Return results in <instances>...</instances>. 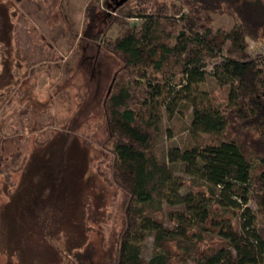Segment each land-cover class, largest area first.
Here are the masks:
<instances>
[{
  "label": "trees",
  "instance_id": "1",
  "mask_svg": "<svg viewBox=\"0 0 264 264\" xmlns=\"http://www.w3.org/2000/svg\"><path fill=\"white\" fill-rule=\"evenodd\" d=\"M38 2L24 0L25 11L40 15L32 8ZM180 4L187 14L177 18L173 0H134L112 15L99 0L83 8L79 41L115 61L101 100L106 132L99 144L112 154V180L127 198L113 263L264 264V68L248 51L249 42L264 44V0ZM54 14L45 12V20L51 24ZM212 15L228 16L231 25L213 28ZM127 17L138 23L129 24ZM110 29L114 36L107 34ZM203 63H213L216 90L190 105V124L220 138L168 151L169 161L184 163V179L153 152L160 115L149 95L155 90L161 101L170 90L165 82L177 75L184 77L181 91L196 89ZM184 186L189 191L179 193ZM247 201L254 210L244 206ZM227 207L242 208L238 228L223 217ZM146 235L153 243L147 260L138 246ZM91 256L88 249L76 251L68 264H91Z\"/></svg>",
  "mask_w": 264,
  "mask_h": 264
},
{
  "label": "rangeland",
  "instance_id": "2",
  "mask_svg": "<svg viewBox=\"0 0 264 264\" xmlns=\"http://www.w3.org/2000/svg\"><path fill=\"white\" fill-rule=\"evenodd\" d=\"M85 2L64 0L71 33L65 37L59 22L46 28L45 12L32 16L18 0H0V264H68L83 249L92 252L91 264L116 261L127 198L112 180V154L99 145L106 132L101 100L115 61L76 39ZM173 3L179 8L173 16L187 14L180 0ZM144 8L151 13L150 3ZM211 25L229 27L231 19L212 15ZM212 64L201 66L196 89L181 91L184 77L177 75L165 82L170 90L161 101L155 90L149 95L160 115L153 152L179 178L189 176L183 162L168 160L169 150L220 138L190 124V105L216 90ZM244 206L255 209L251 201ZM162 209L169 206L163 202ZM241 210L227 207L223 217L238 228ZM138 246L149 259L152 235Z\"/></svg>",
  "mask_w": 264,
  "mask_h": 264
},
{
  "label": "flooded vegetation",
  "instance_id": "3",
  "mask_svg": "<svg viewBox=\"0 0 264 264\" xmlns=\"http://www.w3.org/2000/svg\"><path fill=\"white\" fill-rule=\"evenodd\" d=\"M88 0H86L87 2ZM122 0H101V5H99V7L107 14H115L116 10L123 6L126 3L132 2L134 0H124L122 2H120ZM18 6L22 9H24V0H18ZM63 2L64 0H39V2L37 4H35V10L37 11V13L40 12V10L42 12H47V13H55L54 14V21H52V23L55 22H59L62 27L65 25V28L68 27L69 29V25H68V20L64 11V6H63ZM86 2L84 3V6L86 4ZM83 6V8H84ZM105 8V9H104ZM108 9V10H107ZM46 25H49L50 23H48L46 21ZM82 24V21H81ZM80 24V27H81ZM3 28H2V22L0 21V34L2 32ZM3 33V32H2ZM69 34H71L69 31L66 34L65 33V37L68 36ZM77 40H79V34L76 37ZM85 43V45L87 44L85 41H82Z\"/></svg>",
  "mask_w": 264,
  "mask_h": 264
},
{
  "label": "built area",
  "instance_id": "4",
  "mask_svg": "<svg viewBox=\"0 0 264 264\" xmlns=\"http://www.w3.org/2000/svg\"><path fill=\"white\" fill-rule=\"evenodd\" d=\"M248 51L252 56L259 58L260 63L264 68V44L249 42Z\"/></svg>",
  "mask_w": 264,
  "mask_h": 264
},
{
  "label": "water",
  "instance_id": "5",
  "mask_svg": "<svg viewBox=\"0 0 264 264\" xmlns=\"http://www.w3.org/2000/svg\"><path fill=\"white\" fill-rule=\"evenodd\" d=\"M122 1H124V0H122ZM122 1H120V2H122Z\"/></svg>",
  "mask_w": 264,
  "mask_h": 264
}]
</instances>
